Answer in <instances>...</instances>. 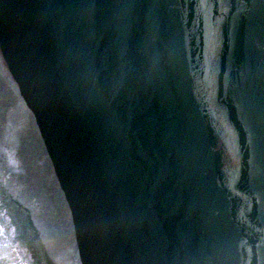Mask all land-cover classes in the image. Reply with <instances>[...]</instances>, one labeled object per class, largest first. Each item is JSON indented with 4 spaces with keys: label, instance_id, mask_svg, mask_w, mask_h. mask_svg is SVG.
Returning <instances> with one entry per match:
<instances>
[{
    "label": "water",
    "instance_id": "95a60500",
    "mask_svg": "<svg viewBox=\"0 0 264 264\" xmlns=\"http://www.w3.org/2000/svg\"><path fill=\"white\" fill-rule=\"evenodd\" d=\"M0 264H264V0H0Z\"/></svg>",
    "mask_w": 264,
    "mask_h": 264
}]
</instances>
